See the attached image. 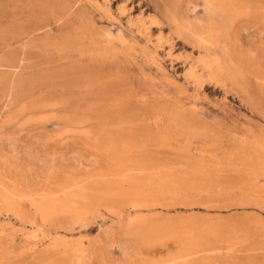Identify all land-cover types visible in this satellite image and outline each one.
<instances>
[{"label": "rangeland", "instance_id": "rangeland-1", "mask_svg": "<svg viewBox=\"0 0 264 264\" xmlns=\"http://www.w3.org/2000/svg\"><path fill=\"white\" fill-rule=\"evenodd\" d=\"M175 1L0 0V264H123L119 245L137 253L131 264H172L178 248L191 242L208 245L209 264H264V0H243L240 7L227 1L220 6L225 10L214 0ZM116 108L124 114H115ZM26 149L45 159L61 157L64 171L58 169L50 181L45 169L25 156ZM119 153H126L124 160ZM77 156L97 162L79 170ZM111 170L130 176L126 182L120 175L104 178ZM66 174L93 179L88 186L102 190L107 188L100 183L115 191L123 185L145 188L157 204L141 208L144 232L133 240L123 231L125 220L117 223L119 214L97 204L35 207L39 194L31 182L60 186L65 179L60 175ZM44 191L39 193L48 195ZM12 202L19 207L12 208ZM70 208L85 210L83 228L78 224L70 231L64 229L66 218L55 221ZM21 211L28 217L19 219ZM102 226L114 228L110 249L100 238Z\"/></svg>", "mask_w": 264, "mask_h": 264}, {"label": "bare ground", "instance_id": "bare-ground-1", "mask_svg": "<svg viewBox=\"0 0 264 264\" xmlns=\"http://www.w3.org/2000/svg\"><path fill=\"white\" fill-rule=\"evenodd\" d=\"M177 1V0H176ZM176 1H175V3H176ZM206 1V0H205ZM207 1H209V3H210V1H212V0H207ZM214 1H216V3H217V6H219L218 8H222V7H220V6H222L223 4H225V3H228L227 1H230L231 3H232V5L234 4H238V5H236V6H239V4H240V6H241V2L243 1V0H214ZM249 1V0H248ZM229 2V3H230ZM168 3V2H167ZM214 3V2H213ZM244 2H242V4H243ZM169 4H171V3H168V5ZM177 4V3H176ZM211 4V3H210ZM247 4H248V2H247ZM69 5V4H68ZM178 5H179V2H178ZM259 5V4H258ZM170 6V5H169ZM239 6V7H240ZM68 7V6H67ZM71 7V6H70ZM175 7V6H174ZM223 10H225L224 8H222ZM223 10H220V11H223ZM233 10H236L235 8H233ZM245 10V9H244ZM248 10V9H247ZM165 11V10H164ZM175 11V10H174ZM178 11V10H177ZM176 11V12H177ZM176 12H175V14H176ZM226 12V11H225ZM167 13H168V10H167ZM166 13V11H165V14H167ZM231 14H233V13H231ZM172 15H174V13L172 14ZM245 15V14H244ZM256 15V14H255ZM175 16V15H174ZM229 16V15H228ZM254 15H252V17H253ZM165 17H166V15H165ZM171 17V16H170ZM170 17H169V19H170ZM249 17H251V16H249ZM255 17V16H254ZM256 17H260V16H256ZM176 19V18H175ZM172 20V19H171ZM177 20V19H176ZM231 20H233L232 18H231ZM183 22V21H182ZM88 23V22H87ZM87 23H85V24H87ZM210 23V22H209ZM208 23V24H209ZM90 24V23H89ZM92 24V23H91ZM183 24V23H182ZM185 24V23H184ZM187 24V23H186ZM190 24V23H189ZM201 24V23H200ZM207 24V27L208 26H210V25H208ZM188 25V24H187ZM187 25H186V27H187ZM193 25V24H192ZM204 25V24H203ZM189 26V25H188ZM194 26V25H193ZM195 26H196V24H195ZM205 26V25H204ZM39 28H37V29H40V26H38ZM42 27V26H41ZM85 27V26H84ZM199 27V26H198ZM201 27V26H200ZM22 28V27H21ZM25 28V27H24ZM34 28H36V27H34ZM80 28H82V27H80ZM79 28V29H80ZM182 28H185V27H183L182 26ZM189 28V27H188ZM191 28V27H190ZM189 28V29H190ZM201 28H203V27H201ZM212 28H213V25H212ZM214 28H217V27H214ZM213 28V29H214ZM16 29H17V27H16ZM90 29V28H89ZM89 29H87V30H89ZM195 29V28H194ZM18 30V29H17ZM87 30H85L86 32H88ZM201 30V29H200ZM8 31H9V29H8ZM13 32L14 31H16V30H12ZM34 31V30H33ZM82 31V30H81ZM188 31V30H187ZM196 31H197V27H196ZM195 31V32H196ZM199 31V30H198ZM210 31H211V26H210ZM209 31V32H210ZM10 32V31H9ZM9 32H7V33H9ZM17 32V31H16ZM24 32V31H23ZM91 31H89V33H90ZM162 32V31H161ZM189 32V31H188ZM202 32H203V30H202ZM22 33V32H21ZM26 33V32H25ZM28 33V32H27ZM27 33H26V35H27ZM89 33H87V34H89ZM186 33V32H185ZM194 33V32H193ZM211 33V32H210ZM218 33H220V31L218 32ZM2 34H3V32H2ZM4 34H6V33H4ZM77 34V33H76ZM92 34V33H91ZM190 33H188V35H189ZM216 34V33H215ZM14 35H16L15 33H14ZM19 35V38H20V34H18ZM28 35H29V33H28ZM27 35V36H28ZM79 35V34H78ZM191 35V34H190ZM194 35V34H193ZM199 35V34H198ZM207 35V34H206ZM205 35V36H206ZM211 35H212V33H211ZM210 34H209V37H210V39H212L213 37L211 36ZM217 35V34H216ZM221 35V34H220ZM2 35L0 34V37H1ZM22 36V35H21ZM24 37H25V35H23ZM195 36V35H194ZM74 37V36H73ZM192 37V36H191ZM208 37V36H207ZM212 37V38H211ZM218 37V36H217ZM221 37V36H220ZM4 38H5V36H4ZM69 38V37H68ZM92 38H94V37H92ZM71 39V38H70ZM214 39H215V37H214ZM213 39V40H214ZM71 40H73V39H71ZM76 40H79V39H76ZM75 40V41H76ZM92 40V39H91ZM217 40V39H216ZM219 40V42H220V39H218ZM67 41V39L65 40V42ZM82 41V43H87V42H91L90 40L89 41H83V39L81 40ZM80 41V42H81ZM79 41H77V43H78ZM79 42V43H80ZM94 42V41H93ZM67 43V42H66ZM76 43V44H77ZM97 43V42H96ZM76 44H74V45H76ZM218 44V43H217ZM55 45H57L56 44V42H55ZM216 45V44H215ZM90 46V45H89ZM89 46H85L86 47V50H85V52L87 51V49L89 48ZM67 47V46H66ZM70 48H71V46H69ZM88 47V48H87ZM91 47V46H90ZM216 47V46H215ZM233 47V46H232ZM63 48V47H62ZM68 48V47H67ZM76 48V47H75ZM94 48V47H93ZM217 48V47H216ZM223 48V47H222ZM66 49V48H65ZM80 49H82V47L80 48ZM85 49V48H84ZM84 49H82L83 51H84ZM228 49V48H227ZM232 49V48H231ZM235 50H237L236 48H234ZM69 50V49H68ZM72 50H75V49H73L72 48ZM77 50H79V49H77ZM92 50L93 49H91V51L90 50H88V51H90V52H92ZM216 50V49H215ZM62 51V50H61ZM96 51V50H95ZM94 51V52H95ZM217 51V50H216ZM228 51V50H227ZM234 51V50H233ZM80 52V51H79ZM93 52V53H94ZM218 52V51H217ZM236 53H242V52H237V51H235ZM251 52V51H250ZM235 53V54H236ZM234 54V53H233ZM244 54V56H245V52L243 53ZM230 55H232V54H230ZM247 55V54H246ZM264 55V54H263ZM89 56V55H88ZM237 56V55H236ZM243 56V57H244ZM248 56H250V55H248ZM94 57V56H93ZM231 56H229V58H230ZM251 57V56H250ZM250 57H248L249 59H250ZM254 57V56H253ZM253 57H252V59H253ZM95 59L97 58L96 56L94 57ZM217 58V57H216ZM93 59V58H92ZM224 59V58H223ZM225 59H226V57H225ZM232 59V58H231ZM238 59H240V57L238 58ZM242 59V58H241ZM240 59V60H241ZM247 59V58H246ZM249 59H247V60H249ZM252 59H251V63H252ZM254 60H255V58H254ZM253 60V61H254ZM229 61V60H228ZM239 61V60H238ZM233 62V61H232ZM242 62H245V61H242ZM231 63V62H230ZM245 63H247L248 64V62H245ZM244 63V64H245ZM21 64V63H20ZM232 64V63H231ZM239 64V63H238ZM244 64L242 65V67L244 66ZM253 64H254V62H253ZM78 65V64H77ZM76 65V66H77ZM236 63H235V68H236ZM249 65H250V63H249ZM249 65H246V66H249ZM238 66V65H237ZM252 66H254V65H252ZM251 66V67H252ZM78 67V66H77ZM83 67V65L81 66V68ZM91 67V66H90ZM232 67V66H231ZM240 67V66H239ZM250 67V68H251ZM84 68V67H83ZM85 68H87V70H88V67H85ZM84 68V69H85ZM249 68V67H248ZM249 68V69H250ZM75 69H77V68H75ZM74 69V70H75ZM84 69H83V72H84ZM239 68H237V70H238ZM255 69H257L256 67H254V70ZM241 70H242V68H241ZM252 70V69H251ZM261 70V69H260ZM79 71V70H78ZM86 71V70H85ZM243 71V70H242ZM253 71V70H252ZM75 72H77V71H75ZM89 72V71H88ZM88 72H86V73H88ZM239 72H240V70H239ZM243 72H245L246 73V71H243ZM243 72H241V73H243ZM255 72V71H254ZM257 72V71H256ZM261 72H262V70H261ZM69 73V72H68ZM72 73V72H71ZM71 73H69V75H72ZM86 73H83L82 75H83V77H86V76H84V74H86ZM262 73H264V72H262ZM80 74V73H79ZM89 74L90 73H88V77H90L89 76ZM93 73H91V75H92ZM255 74V73H254ZM68 75V74H67ZM75 73H74V77H75ZM264 74H262V76H263ZM12 76V75H11ZM42 76V75H41ZM39 77V79L40 78H42V77ZM251 76V75H250ZM14 77V76H13ZM43 77H45L46 78V75L44 76L43 75ZM51 75L49 76V78L51 79ZM87 77V78H88ZM257 77V76H256ZM221 78V77H220ZM1 79V78H0ZM12 79V78H11ZM38 79V78H37ZM38 79V80H39ZM76 79V78H75ZM13 80V79H12ZM37 80V81H38ZM255 80V79H254ZM257 80H258V78H257ZM262 80V79H261ZM49 81V80H48ZM85 81V80H84ZM87 81V80H86ZM12 82V81H11ZM40 81H38V83H39ZM100 82V84L102 83L101 81H99ZM256 82V81H255ZM41 83H42V80H41ZM45 83V82H44ZM72 83V82H71ZM80 83V82H79ZM257 83H259V82H257ZM261 83V82H260ZM12 84V83H11ZM82 84H84V82H82ZM104 84V83H103ZM13 85V84H12ZM73 85H74V82H73ZM80 85H81V83H80ZM114 85V84H113ZM76 86H78V85H76ZM84 86H85V84H84ZM87 87V86H86ZM102 87V86H101ZM88 88V87H87ZM103 88V87H102ZM110 88V87H109ZM109 88H107V89H109ZM112 88H113V86L111 87V90H112ZM80 89V91H81V88H79ZM92 89V88H91ZM89 91V90H88ZM87 91V92H88ZM94 92H95V90H94ZM93 93V92H92ZM92 93H90V94H92ZM118 95V93L116 94V96ZM99 96V95H98ZM114 96V95H113ZM112 95L110 96V97H113ZM115 96V97H116ZM120 96H121V94H120ZM119 96V97H120ZM109 97V98H110ZM118 97V98H119ZM107 98V97H106ZM117 98V97H116ZM59 100V99H58ZM63 100V99H62ZM110 100V99H109ZM119 100V99H118ZM117 100V101H118ZM48 101V100H47ZM53 101V100H52ZM108 101V100H107ZM106 101V102H107ZM53 102H56V101H53ZM58 102V101H57ZM65 102H66V100H65ZM79 102V104H80V101H78ZM60 104H62V102H59ZM64 103V102H63ZM108 103H109V101H108ZM25 104L26 103H23V105H24V109L27 107H25ZM40 104V103H39ZM39 104L37 103V105L35 106V107H37L38 108V106H39ZM56 104V103H55ZM58 104V103H57ZM65 104V103H64ZM97 104V103H96ZM100 104V103H99ZM77 105H78V103H77ZM118 105V104H117ZM80 106H82V105H80ZM102 106V105H101ZM105 106V105H104ZM23 107V106H22ZM21 107V105H20V108H22ZM46 107V106H45ZM114 107V106H113ZM124 107V106H123ZM19 108V107H18ZM39 108H40V106H39ZM103 108V107H102ZM101 108V109H102ZM106 108H107V106H106ZM109 108H110V105H109ZM121 108V107H120ZM129 108V107H128ZM30 108L28 107V110H29ZM36 109V108H35ZM81 109V108H80ZM118 108H116L115 109V114H120V112H119V110H118V112L119 113H117L116 112V110H117ZM17 110V109H16ZM27 110V109H26ZM25 110V111H26ZM123 110H125V109H123ZM122 110V111H123ZM84 111V110H83ZM86 111V110H85ZM100 111V110H99ZM99 111L98 112H96V113H99ZM102 111V110H101ZM100 111V112H101ZM113 111V110H112ZM14 112H16V111H14ZM21 112V110L17 113V114H19ZM23 112V111H22ZM93 112V111H92ZM106 112V111H105ZM104 112V113H105ZM124 112L125 111H123V112H121L122 114H120V115H123L124 114ZM13 113V112H12ZM95 113V115H98V114H96ZM108 113H110L111 114V112H108ZM113 113V112H112ZM109 114V115H110ZM11 115H15L14 113L13 114H11ZM89 115V114H88ZM91 115V114H90ZM88 116V117H91V116ZM94 115V116H95ZM108 115V114H107ZM112 115H114V114H112ZM85 116V115H84ZM86 116H87V114H86ZM94 116H92V117H94ZM80 117V116H79ZM88 117H85V119L86 118H88ZM10 118H11V116H10ZM81 118H82V116H81ZM95 118V117H94ZM93 118V119H94ZM78 119V118H77ZM88 119H90V118H88ZM92 119V118H91ZM87 120V119H86ZM28 121V120H27ZM81 121V120H80ZM89 121V120H88ZM80 123V122H79ZM86 123V122H85ZM84 124V123H83ZM79 125V124H78ZM80 125H81V123H80ZM75 129V128H74ZM88 129V128H87ZM90 129V128H89ZM110 129V128H109ZM80 130V129H79ZM76 131V130H75ZM86 133H88L89 131L88 130H84ZM107 131H110V130H107ZM105 132V131H104ZM112 132H114V131H112ZM111 132V133H112ZM116 132V131H115ZM90 133V132H89ZM93 133V132H92ZM107 133V132H106ZM97 134V133H96ZM99 134L101 135V133L99 132ZM99 134H98V136L97 137H99ZM110 134V133H109ZM119 136V134L116 132V133H114V135L115 136H117V135ZM86 135V134H85ZM111 135V134H110ZM121 135V134H120ZM90 137H91V133H90V135H89ZM95 136V135H94ZM102 136V135H101ZM104 136V135H103ZM117 136V137H118ZM87 137V136H86ZM92 137H93V135H92ZM96 137V138H97ZM95 138V137H94ZM100 138V137H99ZM98 138V139H99ZM109 138V137H108ZM116 138V137H115ZM121 138V137H120ZM90 139H92V138H90ZM89 139V140H90ZM118 139V138H117ZM94 140V139H93ZM103 140H105V138L103 139ZM107 140V139H106ZM106 140H105V142H106ZM109 140V139H108ZM99 141H100V139H99ZM102 141V140H101ZM112 141H114V140H112ZM112 141H110L111 142V144H112ZM96 142H97V145L99 144V142L96 140ZM103 142V141H102ZM104 142V143H105ZM115 143H116V141H115ZM9 145H10V143H9ZM101 145H103L102 143H101ZM110 145V144H109ZM113 146H114V142H113V144H112ZM112 145H111V147H112ZM261 145H263V144H261ZM100 146V145H99ZM106 146V145H105ZM116 146V145H115ZM252 146V145H251ZM12 146L10 145V148H11ZM110 147V146H109ZM110 147V148H111ZM117 147V146H116ZM250 147V146H249ZM259 147H261V146H259ZM14 148V147H13ZM113 148V147H112ZM119 148V147H118ZM252 148V147H251ZM262 148V147H261ZM12 149V148H11ZM115 149V148H114ZM122 149V148H121ZM121 149H119V150H121ZM252 149H254V148H252ZM259 149V148H258ZM9 150V149H8ZM26 150H29V149H26ZM105 150H109V148L107 147V149H105ZM116 150V149H115ZM243 150V149H242ZM246 150V149H245ZM248 150V149H247ZM261 150V149H260ZM32 151H34V150H29L28 151V153L25 155V156H27L28 157V159L29 160H31V161H33L35 164H38V166L39 167H41L42 169L44 168L45 169V174L47 175V177H48V179L50 180V179H52V178H54L55 177V173H56V171H58V169L59 170H62V171H64L63 169H60V167L62 168V164H60V165H62V166H60L58 163H59V158H61V157H59V155H58V157L59 158H56V157H52V158H49V159H45V158H43V157H41L38 153L37 154H33V153H35V152H33L32 153ZM110 151V150H109ZM114 151V150H113ZM121 151H123V150H121ZM249 151V150H248ZM131 152H133V151H131ZM130 152V153H131ZM243 152V151H242ZM259 152V151H258ZM0 154H4L3 153V150H1L0 149ZM120 154V153H119ZM126 154V153H125ZM124 153H123V155H119V156H126ZM132 154V156H135V155H133L134 153H131ZM127 155H129L130 156V154H127ZM8 156V155H7ZM73 156H75L74 154H73ZM247 156V155H246ZM46 157V156H45ZM63 157V156H62ZM100 157H102V156H100ZM117 157V156H116ZM115 157V158H116ZM262 158H263V156H261ZM72 158V157H71ZM74 158V157H73ZM93 158V157H92ZM91 158V159H92ZM95 158H97V157H95ZM94 158V159H95ZM99 158V157H98ZM119 158V157H118ZM123 158V157H122ZM136 158V157H135ZM137 158H138V156H137ZM241 158H242V154H241ZM91 159H89V160H87V159H85V157L84 156H81V157H75V167L76 168H79V170L82 168V170H83V167H81V164H83V163H87V164H92L93 165V161H95V162H97V160H91ZM101 159V158H100ZM104 159V158H103ZM102 159V160H103ZM140 157H139V161H140ZM240 159V158H239ZM70 160V159H69ZM101 160V161H102ZM105 160V159H104ZM123 160H124V158H123ZM131 160V159H130ZM133 160H134V158H133ZM133 160H131L132 162H131V164L132 163H134L133 162ZM244 160V159H243ZM108 160L106 159V162H107ZM134 161H136V160H134ZM142 161L143 162H145L144 161V159H142ZM109 162V161H108ZM114 162V161H113ZM125 162V161H124ZM127 162V161H126ZM243 162V161H242ZM244 162H246L245 160H244ZM73 163V164H74ZM140 163V164H139ZM139 163H137L136 162V165H142L141 164V162H139ZM251 163H253V162H251ZM16 164V163H15ZM111 165H112V163H110ZM135 164V163H134ZM134 164H132V165H134ZM147 164H149V168H155V167H157L156 165H154L153 164V162H148ZM152 166H155V167H151V165ZM254 164V163H253ZM11 165V164H10ZM110 165V166H111ZM115 165V164H114ZM114 165H112L111 166V168L114 166ZM118 165V164H117ZM144 165H146V164H144ZM81 168H80V167ZM94 166V165H93ZM64 167V166H63ZM74 167V166H73ZM119 167V166H118ZM121 167V166H120ZM134 167H136V166H134ZM251 167V166H250ZM106 168H108V167H106ZM122 168H124V167H122ZM137 168V167H136ZM139 168V167H138ZM141 168H142V166H141ZM148 168V167H147ZM146 168V171H149L148 169ZM253 167H251V169H252ZM110 169V167L108 168V170ZM125 169H127V168H125ZM144 169H145V166H144ZM144 169H142V170H144ZM152 169V170H153ZM157 168H155V170H156ZM158 169H159V167H158ZM105 170V169H104ZM103 170V171H104ZM129 170V169H128ZM131 170V169H130ZM137 170V169H136ZM141 170V171H142ZM249 170H250V168H249ZM103 171H101V172H103ZM106 171H107V169H106ZM120 171L121 170H119V172L117 171V173L116 172H114V171H109V172H105V173H101L103 176H104V178H106V177H108V176H111L112 177V175H120L121 176V181H125L128 177V175L130 176V174H127V173H125V172H123L122 173V171H121V173H120ZM138 171V170H137ZM139 171H140V168H139ZM159 171H160V169H159ZM158 172V171H157ZM157 172H152V174L153 173H157ZM262 173H263V171H262ZM57 174V173H56ZM65 174V173H64ZM96 174L98 175L99 174V172L97 173L96 172ZM100 174V175H101ZM144 174H145V172H144ZM62 175H63V173H62ZM62 175H60L61 177H65V179H63V181L64 180H67V182H68V185L67 186H65V185H62L61 186V183L63 182H60V186H49V188H46L45 186H44V184L42 185V184H39L38 182H36V180L34 181V179L36 178H34V176H29V180L30 181H34V183L33 182H31V185L33 184V190H36L37 192L36 193H38L39 195V197L37 198V200H36V204H35V202L32 204L33 206H34V204H35V207H40V209L42 208V207H47V210H48V208H54V207H89L90 208V205H93V204H97L98 206H102V207H105L110 213H116V214H119L118 216H117V218L115 219L116 221H117V223H120V222H122L123 223V220H125V222L122 224V226L125 224V227H126V231L123 229V231H124V233L125 232H127L128 234H132L134 237L132 238L133 240L135 239V236H138V235H141L144 231H142L140 228L141 227H139V226H141L140 225V223H141V218H143L144 220H145V218H144V216H142V213H143V211L141 210V208H144V207H147V208H149V207H153L154 205H156L157 204V202L155 201V200H152V199H150L149 197L150 196H147L146 194V192L144 191V189L142 190V189H139V188H134V187H132V188H134V189H126L127 187H125V189H124V185L123 186H121L122 187V189H118V191H115V189L114 190H110V189H108V186H106V187H104V185H105V183L103 184V183H100L99 185H100V187H101V184L103 185L102 187H103V189H105V188H107V189H105V190H102L101 188H97V186H98V184H97V182L99 181V180H96V184H97V186H95V185H93L92 186V184L91 185H89L88 186V184L87 183H89V181H87L88 179H85V178H81V177H78L79 179H76L74 176H72L71 174L70 175H67L66 174V176H62ZM147 175V174H146ZM21 176V175H20ZM59 176V177H60ZM120 176H117V177H120ZM136 176V175H135ZM149 176V175H148ZM147 176V177H148ZM83 177V176H82ZM87 177H89V176H87ZM96 177L97 176H95V179H96ZM153 177V176H152ZM253 177H254V175H253ZM252 177V178H253ZM39 178H40V176H39ZM38 178V179H39ZM81 178V179H80ZM90 178H92V177H90ZM99 178V177H98ZM97 178V179H98ZM101 178V177H100ZM151 178V177H150ZM255 178H256V175H255ZM257 178H258V176H257ZM17 179V177L15 178V180ZM24 179H25V177H24ZM55 179V178H54ZM60 178H58V180H59ZM101 179H103V177L101 178ZM100 179V180H101ZM116 179V178H115ZM141 179V178H140ZM26 180V179H25ZM41 180V179H40ZM42 180H45L46 181V179H43V177H42ZM93 180V179H92ZM91 180V181H92ZM113 180V179H112ZM130 180V179H129ZM142 180V179H141ZM158 180V179H157ZM11 181V180H10ZM51 181V180H50ZM49 181V182H50ZM52 181H53V179H52ZM55 181V180H54ZM57 181V180H56ZM55 181V182H56ZM59 181H61V180H59ZM59 181H58V183H59ZM87 181V182H86ZM90 181V183H92ZM104 181H105V179H104ZM114 181V180H113ZM132 181H133V179H132ZM136 181V180H135ZM138 181V180H137ZM140 181V180H139ZM143 181V180H142ZM142 181H140V182H142ZM154 181V180H153ZM5 182H6V180H5ZM16 182H17V180H16ZM28 182V181H27ZM47 182V181H46ZM45 182V183H46ZM108 182H110V181H108ZM120 182V181H119ZM126 182V181H125ZM134 182V181H133ZM146 182H148L149 184H151V180H150V182H149V180L147 181L146 180ZM145 182V183H146ZM251 182V181H250ZM2 183V182H1ZM41 183H44V181H42ZM51 183V182H50ZM148 183H147V185H148ZM158 183V182H157ZM12 184V183H11ZM10 183L9 184H6L7 186L8 185H11ZM18 184V183H17ZM47 184V183H46ZM52 184V183H51ZM63 184V183H62ZM95 184V183H94ZM107 185H109L108 183H106ZM119 183H116V186L118 185ZM120 184H122V183H120ZM144 184V183H143ZM161 184V183H160ZM166 184V183H165ZM167 184H168V182H167ZM18 185H21L20 183L18 184ZM55 185H57V184H55ZM115 185V184H114ZM113 185V186H114ZM128 185H130L129 184V181H128ZM153 185H154V183H153ZM162 185V184H161ZM169 185V184H168ZM12 186H15V185H12ZM28 186V185H27ZM90 186H92V187H90ZM112 186V187H113ZM130 186H132V185H130ZM143 186H145V185H143ZM157 186V185H156ZM159 186V185H158ZM118 187H120L119 185H118ZM160 187L161 188H165V187H167V186H165V187H162V186H159V189H160ZM170 187H173V185L172 186H170ZM179 187H181L182 188V186H179ZM19 189V188H18ZM21 189V188H20ZM116 189H117V187H116ZM180 189V188H179ZM44 190H48L49 192H47V194L48 195H44V194H42V193H39V192H42V191H44ZM183 190H184V188H183ZM15 191V190H14ZM9 192V191H8ZM18 192L19 191H17L16 193L18 194ZM31 192V191H30ZM170 192H174L173 190H170ZM10 193V192H9ZM20 193H22L21 191H20ZM43 193H45V191L43 192ZM156 193V192H155ZM158 193V192H157ZM15 194V193H14ZM23 194V193H22ZM21 194V195H22ZM29 194V193H28ZM153 194V193H152ZM162 194V193H161ZM160 194V195H161ZM179 194V193H178ZM19 195V194H18ZM20 195V196H21ZM24 195H26V194H24ZM31 195V194H30ZM36 195V194H35ZM34 195V196H35ZM155 195V194H154ZM160 195H156V196H160ZM9 196H11L12 197V195H9ZM17 196V195H16ZM23 196V195H22ZM153 196V195H152ZM168 196V195H167ZM171 196H174V195H172L171 194ZM19 197V196H18ZM31 197V196H30ZM36 197H37V195H36ZM155 197V196H154ZM162 197H164V196H162ZM161 197V198H162ZM175 197H176V195H175ZM23 198V197H22ZM14 199H15V195H14ZM29 199V198H28ZM2 200V199H1ZM10 200V199H9ZM12 200V199H11ZM20 200H21V197H20ZM30 200V199H29ZM31 201V200H30ZM29 201V202H30ZM33 201H34V198H33ZM15 203V202H14ZM162 204V203H161ZM11 205V204H10ZM9 205V206H10ZM20 205V204H19ZM12 208L14 207H19V206H17L16 204L14 205L13 204V202H12V206H11ZM97 207V206H96ZM126 207H129L127 210H126V214L123 216V212H121L124 208H126ZM11 208V209H12ZM22 208V207H21ZM21 208H19V209H21ZM67 208H62V210L63 209H67ZM100 208V207H99ZM16 209V208H15ZM35 209V208H34ZM39 209V210H40ZM43 209V208H42ZM71 209V208H70ZM73 209V208H72ZM72 209H71V213H69L68 214V212L67 211H69V210H67V211H65L64 210V212L65 213H67V214H65V215H67V216H63V214H62V216H60V215H58V216H60L61 218H57V220H56V218H55V221H58V222H60V220H62L63 218L65 219L66 218V220H65V226H64V229H69L70 231H72V230H76L77 228H76V226L79 224V225H81L82 226V228H83V226H85L86 225V223H87V217H86V213L83 211V210H75V212H73L72 211ZM85 209V208H84ZM152 209V208H151ZM21 210H25V209H21ZM87 210H89V209H87ZM91 210V209H90ZM125 210V209H124ZM147 210V209H146ZM13 211V210H12ZM19 211V210H18ZM43 211V210H42ZM49 211H50V209H49ZM37 212H38V210H37ZM51 212V211H50ZM53 212V211H52ZM58 212V211H57ZM59 212H62V211H59ZM73 212V213H72ZM12 213H14V212H12ZM88 213H89V211H88ZM46 214H48L47 212H46ZM60 214V213H59ZM19 215H20V218L19 219H23V218H27L28 217V215L24 212V211H21V212H19ZM18 215V216H19ZM44 215V214H43ZM56 216V215H55ZM57 216V217H58ZM16 217V216H15ZM17 218V217H16ZM147 218V217H146ZM150 218V217H149ZM28 220H29V218H28ZM90 220V219H89ZM20 221V220H19ZM26 220H24V222H25ZM53 220H51L50 222H49V224L52 222ZM54 221V222H55ZM63 221V220H62ZM21 222V221H20ZM23 222V223H24ZM30 222H32V221H30ZM103 222V221H102ZM29 223V222H28ZM35 223V222H34ZM57 223V222H56ZM116 223V222H115ZM145 223H147V221L145 222ZM52 224H54L53 222H52ZM58 224V223H57ZM60 225L61 224H63V223H59ZM157 224V223H156ZM24 225V224H23ZM54 225H56V224H54ZM118 225V224H117ZM121 225V224H120ZM39 226H40V224H39ZM61 227V226H60ZM63 227V226H62ZM80 227V226H79ZM148 227V226H147ZM213 227V226H212ZM42 228V227H41ZM76 228V229H75ZM116 228H117V226H116ZM123 228V227H122ZM215 228V226L213 227V229ZM118 229V228H117ZM32 230H34V229H32ZM113 230H114V228H113V226H108V227H104V226H102L101 227V229H100V232H99V235H100V238H101V240H103L104 242H102V243H104V244H106V247H107V249L109 248L110 249V247H111V245H112V237L111 236H113ZM158 230V229H157ZM51 231V230H50ZM118 231H119V229H118ZM161 230H159V232H160ZM208 231V230H207ZM209 231H211V230H209ZM215 231H216V229H215ZM214 231V232H215ZM64 232V231H63ZM117 232V231H116ZM157 233H158V231H157ZM127 234V235H128ZM145 234H148L147 232L145 233ZM162 234H163V236H164V234L165 233H163L162 232ZM99 235L97 236V237H99ZM116 235V234H115ZM150 235V234H149ZM167 236H168V234H166ZM211 235V234H210ZM209 235V236H210ZM214 235V234H213ZM67 236V235H66ZM129 236V235H128ZM50 237V236H49ZM53 237V236H52ZM160 237V236H159ZM162 237V236H161ZM166 237V236H165ZM158 240L157 241H159V239L160 240H162L161 238H157ZM218 239V238H217ZM217 239H216V242H217ZM152 240V239H151ZM98 241H100V239L98 240ZM101 242H99V243H101ZM151 242V241H150ZM163 242V241H162ZM203 242V241H202ZM215 242V243H216ZM54 244H55V242H53ZM152 243V242H151ZM159 243V242H158ZM62 244V243H61ZM104 244H102V245H104ZM126 244V243H125ZM154 244V243H153ZM218 244V243H217ZM53 245V244H52ZM51 245V246H52ZM82 245V244H81ZM101 245V246H102ZM151 245V244H150ZM159 245V244H158ZM126 246H128V245H126ZM126 246H120L119 245V248L121 249V261L123 262V264L124 263H132V261H133V258L137 255V253L136 252H132V250H129V248L128 247H126ZM153 246H155V245H153ZM218 246V245H217ZM54 247H55V245H54ZM180 247V246H179ZM207 247H208V245L206 244V243H201V242H191V243H189V244H184V245H182L180 248H178L179 250H178V253L176 254V259L174 260H172V262H170V263H172V264H209V263H211L210 261H211V259L212 258H210V255L207 253ZM213 247V246H212ZM52 248V247H51ZM59 248V247H58ZM78 248H79V246H77V250H74V252L76 253V251H79L78 250ZM93 248H94V245H93ZM102 248H104V246L102 247ZM112 248H113V246H112ZM215 248V247H214ZM217 248V247H216ZM54 249H57V248H54ZM106 249V250H107ZM211 250H213V249H211ZM83 251V250H82ZM92 251H94V250H92ZM85 252V251H84ZM209 252V251H208ZM81 253V252H80ZM201 254L200 255V257H196V255L197 254ZM175 254V253H174ZM170 258V257H169ZM215 260V259H214ZM148 261V260H147ZM169 261V260H168ZM213 261V260H212ZM217 261V260H216ZM223 261V260H222ZM234 261V260H233ZM232 261V262H233ZM219 262V264H220V261H218ZM152 263V262H151ZM168 263V262H167ZM166 263V264H167ZM216 263V262H215ZM143 264H148L146 261L143 263ZM221 264H231V262H229V261H227L226 260V262H224V263H222L221 262ZM233 264V263H232ZM237 264V263H236Z\"/></svg>", "mask_w": 264, "mask_h": 264}]
</instances>
